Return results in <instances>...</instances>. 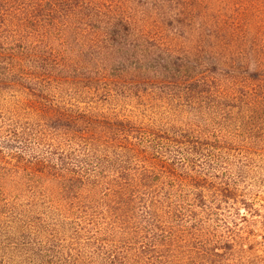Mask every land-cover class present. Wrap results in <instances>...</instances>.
<instances>
[{"label":"trees","instance_id":"16d2710c","mask_svg":"<svg viewBox=\"0 0 264 264\" xmlns=\"http://www.w3.org/2000/svg\"><path fill=\"white\" fill-rule=\"evenodd\" d=\"M101 1L0 0V264H264V48L190 81L183 127L81 107L52 40L121 37Z\"/></svg>","mask_w":264,"mask_h":264},{"label":"rangeland","instance_id":"374dc122","mask_svg":"<svg viewBox=\"0 0 264 264\" xmlns=\"http://www.w3.org/2000/svg\"><path fill=\"white\" fill-rule=\"evenodd\" d=\"M98 5H104L106 18L111 10L128 20L129 30L121 27L115 40L99 33H54L53 48L65 53L64 64L74 71L57 84L81 107L137 122L154 119L176 129L197 121L193 79L205 72L225 79L229 54L253 57L264 48V28L249 31L243 22L264 19V0H102ZM10 94L5 92L4 109L15 106L11 99L22 104L27 97Z\"/></svg>","mask_w":264,"mask_h":264}]
</instances>
